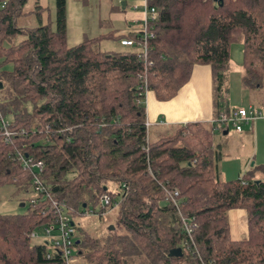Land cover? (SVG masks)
<instances>
[{"label":"trees","instance_id":"trees-1","mask_svg":"<svg viewBox=\"0 0 264 264\" xmlns=\"http://www.w3.org/2000/svg\"><path fill=\"white\" fill-rule=\"evenodd\" d=\"M26 1L0 0V113L13 132L5 143L0 131V187L32 190L21 154L43 163L47 194L74 230L89 206L104 214L117 208L103 238L80 231L73 264H264V181L252 172L244 184L220 180L214 131L227 126L189 123L151 141L145 106L136 103L139 76L157 101L168 102L195 66L207 65L214 116L229 114L226 74L235 43L242 45V87L261 90L264 0H149L158 16L146 63L132 49L97 50L106 35L68 48L66 0H55L54 29L40 23V6L32 12L39 26L18 28ZM17 36L23 40L14 44ZM165 189L178 192L179 211ZM103 195L108 207L100 204ZM50 199L39 194L26 200L24 213L0 214V264L62 263L30 238L55 226ZM233 210L246 214L241 240L230 236ZM181 217L194 225L190 236Z\"/></svg>","mask_w":264,"mask_h":264},{"label":"rangeland","instance_id":"rangeland-1","mask_svg":"<svg viewBox=\"0 0 264 264\" xmlns=\"http://www.w3.org/2000/svg\"><path fill=\"white\" fill-rule=\"evenodd\" d=\"M134 1L136 4H139L142 0ZM37 6L45 9L41 14L40 23L43 25L50 23L51 28L54 29L55 0H27L22 9L24 14L16 20V26L18 28L35 29L39 26L40 23L37 16L32 13L36 10ZM138 17L139 14L132 10L123 11L119 4V0H66V46L70 48L87 39L106 35L105 39L98 43L95 48L100 51L122 52L125 49L119 45L120 37L129 32L128 27L131 26L132 21ZM22 40L23 37L17 36L13 40V43L18 44ZM4 46H9V43L5 42ZM241 58L242 45L241 43H235L231 47L229 69L226 74V86L227 89L230 88V97L234 99H237L235 89L236 87L238 88L237 83L242 74ZM200 67H207L209 69V66L207 65ZM205 72L206 70H202L198 75L196 74L198 78L197 82H200L195 84L198 90L202 91L203 96L199 99L200 106L203 110L208 109L207 107L214 99L213 83L212 87H209V84L205 83ZM252 93L253 96L255 95V98L264 100V87L260 90V92ZM244 95L246 99H244L245 104L243 107L248 108L249 97H246V94ZM153 102H155V109L157 110L154 111L156 117L155 121L159 122L161 120L164 122L165 119L170 117L168 115L170 107L167 106V104L162 103L161 105L164 109V113H162L160 104H157L159 101H157L150 93L148 97L149 112L150 108L153 109ZM27 106L30 111L31 105L28 104ZM206 113L207 111L198 116L204 117L208 115ZM150 130L151 131L148 134L149 140L155 141L161 134L169 132L171 127L160 128L158 126L152 127ZM222 133V130L219 129L216 131L214 138L216 143L225 149L226 146L232 144L233 141L231 137H227V135H223ZM232 161V156L227 154L225 151H222L218 160L219 169L222 170L224 167L230 166ZM219 178L222 181L228 180L225 177V179L223 177L221 178V175H219ZM109 190L113 193L119 192L118 187L112 183L109 184ZM34 196L35 194L32 190L25 192L18 190L13 185L0 187V214L14 215L24 213L27 208L26 200ZM23 201L25 203H23ZM95 214H99V207L97 206L94 208L89 206L86 214L74 219L75 224L79 226L81 230H75L73 240H76L79 237L80 231L88 233L92 237L103 238L109 228L115 223L117 208H113L101 217ZM40 234L41 232H39L38 239L32 241L33 244H39L42 242ZM73 254L75 255L74 249Z\"/></svg>","mask_w":264,"mask_h":264},{"label":"crops","instance_id":"crops-1","mask_svg":"<svg viewBox=\"0 0 264 264\" xmlns=\"http://www.w3.org/2000/svg\"><path fill=\"white\" fill-rule=\"evenodd\" d=\"M121 0H119V4L122 7L123 11L131 10V6L136 5L133 0V3L127 2L124 5H121ZM139 14V19L141 17L140 12H136ZM128 33V32H127ZM207 67L195 66L192 70L190 79L188 83L182 87L177 95L168 102H159L161 111L164 113V109L162 107L163 104H167L170 107V111L168 115L170 116L168 119H165L164 122L161 120L158 122L155 121L154 111H157L155 102L152 104V108H148V97L151 92H148L145 100V113H146V121L149 125L148 131L150 132V128L152 127H171L181 126L189 123H202L208 126H211V122L213 119H216L213 111V100L210 105L207 107L208 109L203 110L200 106V97H202V91L198 90L197 86H195L198 78L197 75L202 70H206L205 72V83L209 84V87H212V78H211V70ZM197 74V75H196ZM196 76V77H195ZM241 81H238V88L236 87L235 93L237 94V99L230 97V88L228 89L227 94V102L229 109L238 110V109H253L256 112H260L264 114V100H260L253 96L252 92H260V90H249L242 87ZM199 85V84H198ZM232 92V90H231ZM153 95V93H151ZM249 97L248 108H244L245 104V95ZM253 97H252V96ZM154 96V95H153ZM155 98V96H154ZM156 99V98H155ZM158 106V105H157ZM206 116L201 117L202 113L206 112ZM148 112V116H147ZM152 112V114H151ZM201 117V118H200ZM207 117V118H206ZM216 130L214 133H216ZM227 137L232 138V144L227 145L225 149L224 147L218 145L219 155L222 151H225L227 154L232 156V164L230 166L224 167L222 170L219 169V175L221 178L225 177L228 179L227 181L236 180L241 176H244L247 173H253L254 180L264 181V172H261L259 169L264 168V117H260L255 119L251 124L243 125L242 131L237 132L231 126H227L226 130ZM164 134V133H163ZM216 142V141H215ZM219 168V166H218ZM224 178V179H225ZM228 222L230 226V236L232 240H241L246 236V214L242 210H233L228 213Z\"/></svg>","mask_w":264,"mask_h":264},{"label":"built area","instance_id":"built-area-1","mask_svg":"<svg viewBox=\"0 0 264 264\" xmlns=\"http://www.w3.org/2000/svg\"><path fill=\"white\" fill-rule=\"evenodd\" d=\"M121 2L133 3V0H121ZM3 7V6H2ZM131 10L134 12H140L141 17L139 19H134L129 26V32L136 35L135 39H121L119 40L120 47L124 49H132L136 51L141 57L142 60L146 63L147 60V52H148V43L150 40L154 39V25L157 21V11L154 7L149 5V0H142L140 6L133 5L131 6ZM138 86H137V104L143 103L145 106L147 91V79L144 76L138 77ZM264 117L263 113L256 112L253 109L245 110L238 109L233 110L229 114H220L216 119H213L211 124L217 126H231L237 132L242 131L243 125L251 124L255 119ZM149 125L146 123V128ZM9 122L4 119L0 113V131L4 137L5 143H10L11 136L13 132L8 130ZM143 148L142 150H144ZM19 161L24 170H27L31 173V189L34 192L35 196L42 194L45 195L46 198L50 199L47 194L46 187L42 181V174L44 171V165L41 161L34 162L31 158L23 157L21 154H18ZM242 184L245 182L242 179V176L238 178ZM167 194L168 198L172 201L176 210L177 207V197L178 192L176 190L169 191L167 189L164 190ZM34 196V197H35ZM51 200V199H50ZM52 206L54 208L55 215L57 216L56 224L54 227H47L43 229V233L41 235V239L47 247L51 249V252H57L61 257V264H73L74 263V240L73 236L75 230L73 228V224L68 216H66L62 208L57 205V203L51 200ZM34 203V201H31ZM100 204L102 207L109 206V198L107 195H103L100 198ZM179 211V210H178ZM86 214V213H85ZM106 214V213H105ZM99 217L103 216L104 213L95 214ZM181 221L184 227V231L188 236L191 235L194 225L188 223L187 219L181 217ZM30 238L35 240L39 238V234L37 232H33L30 234ZM52 255L48 254L47 258H51Z\"/></svg>","mask_w":264,"mask_h":264},{"label":"water","instance_id":"water-1","mask_svg":"<svg viewBox=\"0 0 264 264\" xmlns=\"http://www.w3.org/2000/svg\"><path fill=\"white\" fill-rule=\"evenodd\" d=\"M215 2L217 1V0H214ZM121 5L123 6L124 5V3L122 2L121 3ZM223 134H227V132L226 131H224V133ZM256 182H259V181H256ZM22 206H24V205H22ZM85 207V206H84ZM113 229V227L111 226L110 228H109V230H112ZM175 254H178V255H180V250H172L171 252H170V255L172 256V255H175Z\"/></svg>","mask_w":264,"mask_h":264}]
</instances>
